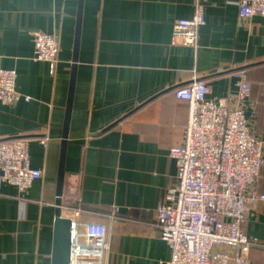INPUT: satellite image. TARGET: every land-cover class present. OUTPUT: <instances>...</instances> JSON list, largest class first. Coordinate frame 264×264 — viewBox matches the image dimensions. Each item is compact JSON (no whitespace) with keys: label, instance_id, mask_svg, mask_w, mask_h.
Segmentation results:
<instances>
[{"label":"crops","instance_id":"crops-1","mask_svg":"<svg viewBox=\"0 0 264 264\" xmlns=\"http://www.w3.org/2000/svg\"><path fill=\"white\" fill-rule=\"evenodd\" d=\"M196 1L82 0L62 215L106 225L104 264L171 258L157 210L177 184L170 148L182 145L188 121L177 87L196 77L209 86V99L235 106L237 73L245 71L251 92L241 107L264 141V16L241 19L240 0H199L206 24L197 46L174 43V24L193 16ZM79 13L80 0H0V68L16 70L22 96L12 106L0 102V141L27 138L31 166L42 172L25 193L0 184V264H52ZM36 32L59 41L53 73L35 58ZM257 190L264 194V162ZM245 233L264 244V201L251 210ZM249 259L264 264V249L252 248Z\"/></svg>","mask_w":264,"mask_h":264},{"label":"built area","instance_id":"built-area-1","mask_svg":"<svg viewBox=\"0 0 264 264\" xmlns=\"http://www.w3.org/2000/svg\"><path fill=\"white\" fill-rule=\"evenodd\" d=\"M239 16H264V0H240ZM205 24V7L197 0L193 16L174 24V43L196 47ZM34 43L35 58L48 62L53 73L60 52L58 39L36 32ZM237 76L235 106L226 99H209V86L196 77L174 90L175 97L188 104V121L182 145L170 148L178 168L177 184L165 192L157 210V226L171 249L164 264H250L251 249H264L245 233L251 210L264 201L257 190L264 141L253 134L241 107L251 92L247 74L240 71ZM16 84V70L0 68L3 105L21 99ZM29 143L25 137L0 141V184L22 193L42 176L31 166ZM42 143L46 145V140ZM108 249L105 224L72 221L70 264H104Z\"/></svg>","mask_w":264,"mask_h":264},{"label":"water","instance_id":"water-1","mask_svg":"<svg viewBox=\"0 0 264 264\" xmlns=\"http://www.w3.org/2000/svg\"><path fill=\"white\" fill-rule=\"evenodd\" d=\"M82 0H80L79 21L76 29L74 44V64L72 66L69 96L63 126V140L61 144L59 173L57 182V199L55 209L54 235H53V256L52 264H70L71 257V237H72V219L62 215V196L65 178V163L67 154V139L70 127L71 112L73 106V97L76 80V62L79 47V33L81 22Z\"/></svg>","mask_w":264,"mask_h":264}]
</instances>
